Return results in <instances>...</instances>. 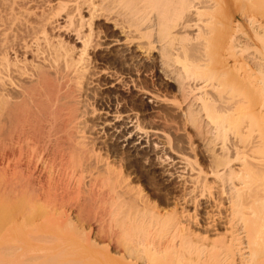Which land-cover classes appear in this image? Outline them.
Wrapping results in <instances>:
<instances>
[{
  "label": "bare ground",
  "instance_id": "obj_1",
  "mask_svg": "<svg viewBox=\"0 0 264 264\" xmlns=\"http://www.w3.org/2000/svg\"><path fill=\"white\" fill-rule=\"evenodd\" d=\"M259 1L262 3V0ZM259 1L254 0L257 3ZM252 2L253 0H0V186L5 191L10 189L11 173H19L21 178L22 175L34 176L44 170L47 173L56 171L57 174L60 171L68 170L81 177L83 173L95 176L87 182H82V178L78 182L76 178L77 180L73 183L75 186L71 185L76 187V182H78L81 189L82 186L86 187L91 193L98 194L99 201H106L110 208L105 215L110 218V221L119 222L120 220L121 225H123V221H126L127 224L128 222L131 224L133 221L148 225L150 224L148 222H154L153 224L157 223L161 227L159 232L164 233H162L165 238L164 242L148 243L146 240L147 243H145L143 239V242H138V245L135 243L133 247H126L127 249L124 247L125 251L119 257L108 256L110 261L118 259L114 260L117 264L121 262V264H152L156 256L160 258L170 250H173L174 253L175 251L181 253L179 255L177 253L178 256L173 253L177 256L173 264H186L184 255H182L183 250H178L180 241L182 240L181 244L185 243L183 239L186 243L187 241L191 243L190 246L187 245L189 242L186 244L189 246L188 252L190 249L197 250L196 253H198V249L199 252L208 251L209 247L210 250L213 247L210 244L211 241L210 243L209 241H196V243L192 241L194 239L212 240L209 239V236H218L222 227L231 229L232 235L228 240L230 244L228 246H233L234 254L239 255L238 261L240 262L238 263L256 264L257 261L262 260L261 258L264 257V195L259 196L262 192L255 196L254 206L250 208V211H248L250 206L247 205L248 213L246 215L237 216L244 205L241 199L248 195L245 192L249 191L248 193L251 194L250 189L253 182L256 184L257 181H260V184L258 183L260 186H257L264 188V160L260 161V158H264V120L259 123L264 116L262 115L264 102H261L264 99L258 96L254 99L256 92L259 96L262 94L261 92H264V42L261 41V44L256 42V40L260 42L264 38V20L263 23H260L259 28L252 27L255 19L251 17L252 15L249 17L248 14L253 4V6H259L263 3ZM263 7L262 5V9ZM257 8L260 10H256L258 16L260 12L264 16L261 6ZM252 9L255 10V7ZM237 10L244 12L248 10V22H246L248 26L246 25L247 27L242 29L243 36L239 32L243 37L239 38L244 39L247 43H253V46L248 43L252 49L247 51L248 53L244 56L241 55L242 58L239 57L241 53L237 56L238 52H234V48L244 42L239 41L237 37L239 31ZM101 26L116 31L119 38L108 39L105 32L101 30ZM70 36L76 44L74 41L72 43L71 38L69 39ZM155 42L159 44L161 64L176 74V80L179 81L184 95L196 92L193 95V101L197 105L195 106L196 103L189 104L187 109L183 110L180 108L181 105L175 106L159 93L152 90L141 91L139 89V91L154 101L164 102L173 113L184 116L200 127H207L206 131L215 139L221 138L219 150H214L215 146L210 149L212 151L211 164H209L211 169L207 174L189 156L192 142L187 139L189 137L186 138L180 132L184 151L174 154L173 162L176 165V171L173 170V172L167 168L161 169L163 175L167 173L168 176L176 177L177 184L175 186L180 192L177 197H174L171 209L159 208L157 204L152 203L141 193V189L133 182L129 174L123 173L122 169L117 167L116 162L110 160L109 157H99L96 155L97 153L95 154L96 146L99 144L101 146L104 143L99 129L105 125L110 128V133L116 137L117 142L126 144L128 150L137 153L142 149L141 151L148 154L153 153L154 149L149 148L148 141L144 140L143 136L148 132L153 136L160 134L161 131L158 127L151 126L148 131L133 124L134 114L132 115L130 112L123 114L124 120L121 119L122 122L117 123L121 114L109 113L104 110L97 112L93 109L95 107L90 108L87 104V100L94 97V91L97 92L98 76L100 78L101 75H104L109 78V81L101 84V87L103 85L105 88H119L118 83H120L118 74L104 69V67L103 69L99 68L100 70L95 69L93 62L105 63L111 59L110 56L118 46H121L125 52L133 49L139 53H145L151 51ZM235 50L237 49L235 48ZM240 50L243 51V49ZM116 55L118 54L116 53ZM121 55V61H125L123 58H126L127 54ZM118 57L119 55H114L112 59L120 61ZM128 58L131 57L128 56ZM126 63L122 62V65ZM122 81L124 80L122 79ZM128 83L133 84L134 80L129 79ZM135 88L139 87L135 86ZM263 94L261 96H264ZM244 98L246 101H243ZM259 98L262 100L256 102ZM252 114L260 116V119L257 118L260 120L257 130L256 125H251L256 124L254 121L257 116L254 117V121L251 120L252 123L247 120L253 129L251 126L248 127L247 118L243 120L248 116L250 117L248 119H251ZM107 115H111V120L105 119ZM173 115H171V120ZM90 116H95L90 126L95 130L93 134L87 123ZM242 120L247 123V127L243 126ZM160 122L168 124L165 120ZM241 122L243 129L254 130L255 127L257 136L254 131H251L249 133L254 135L252 134L250 139L253 136L256 137L248 140L246 139L248 132L243 134L241 129L242 131L239 133ZM87 126L90 131L86 129ZM86 130L92 136H88ZM181 130L179 129V131ZM216 140L218 142V139ZM216 140L214 142V138H212L210 144L214 142L213 145H215ZM256 153L258 154L256 155ZM42 159L47 161L42 164L37 162ZM71 173L69 174L71 175ZM210 174L226 179V184L229 181L227 189L220 187L222 193L228 195L226 196L228 201L226 206H222L219 195L211 191L215 186L212 185L214 181L208 179ZM33 176L30 177L31 180ZM30 178L28 177V179ZM54 179L56 178H51L52 181H50L53 182ZM57 180L59 182L60 179ZM56 181L54 180L55 186ZM60 182L57 185L62 183ZM215 184L218 185L219 182ZM65 185L63 184L61 187H65ZM49 186L51 187V185ZM252 188L254 189V186ZM255 189L252 191L255 192ZM216 193L219 194V192ZM243 195L244 197H242ZM204 197L206 199L199 202ZM18 198L13 202H10L11 199L9 200L10 207L7 206L9 203L7 197L5 198L7 202L3 198L4 201L0 200V232L7 224H10L9 222L14 216L12 214L14 208L19 206L20 202L24 204L27 200L23 198L21 201L20 196ZM23 200H25L24 203ZM249 201L251 200L249 199ZM33 202L36 203V200ZM34 203L30 204L34 205ZM36 204H38V208L36 206H32V208L34 207L37 211H34L33 208L34 213H32L29 208L31 211L29 214H31L27 218L24 217L27 214L23 215V218L27 219H25L27 223L29 220H36L37 216L47 210L42 201L39 200ZM187 205L196 207L202 205V217L200 216L199 219L196 216H191L189 210L186 209ZM20 211L22 212V210ZM243 216H245L244 220ZM113 219L115 220L113 221ZM248 219L256 220L254 222L259 226L257 227L258 235L252 242L243 243L239 234ZM66 223L68 224V222ZM251 223L253 224V222ZM168 224L171 225L167 226ZM168 227L169 229H167ZM204 234L205 237H201ZM177 239H180L179 243ZM118 240L120 239L118 238ZM223 242L222 247L226 244V240ZM121 243L119 245H122ZM123 243L125 244V242ZM198 243H201L200 247H198ZM193 244L195 249L191 248ZM242 244L244 245L242 246ZM224 248L228 247L224 246ZM147 249L149 253L146 251ZM229 251L231 250L229 249ZM235 258L230 259L231 261L228 259L230 263H226L232 264ZM185 259H187L186 256Z\"/></svg>",
  "mask_w": 264,
  "mask_h": 264
},
{
  "label": "rangeland",
  "instance_id": "obj_2",
  "mask_svg": "<svg viewBox=\"0 0 264 264\" xmlns=\"http://www.w3.org/2000/svg\"><path fill=\"white\" fill-rule=\"evenodd\" d=\"M257 1H259V0H257ZM263 1L264 0H262L263 4L261 3V1H259V2L264 6ZM252 3L256 4L257 2H254V0H253ZM253 5L250 8L252 9L255 7V10L252 9V10H254V11H252L250 9L248 14H249V17H250V15H252L251 17L253 19H255V22L253 23L254 26H252V27L259 28L260 23H263L262 21L264 20V16H263L262 12H260V14L258 16V13L256 12V10H259L257 7L260 8V6H261V10L264 12V7L262 9V5H259V6L258 5L253 6ZM237 11H236V17H237V24L239 25V27H238L239 31H238L237 37L243 38L242 37L243 36L242 29H245L248 26L247 25L248 23H246V22H248V14H247L248 10H247V12L246 11L244 12L241 10H239L240 12L239 11L237 12ZM245 13H246V15H244ZM101 27H102L101 30L103 32H105V34L108 36V39L112 38V37L113 38H115V37L119 38L118 33L116 31H113L110 28H107L104 26H101ZM239 32H241L242 36H240L241 34ZM70 38H71L72 43H74L75 41L72 38V36H70L69 39ZM240 38H239V41L242 40ZM263 39L260 40V42H258L256 40V42L258 44L259 43L261 44L262 42H264ZM242 41H244V42H242V44L240 43L238 46L235 47L237 50H235V48H234V52L235 53L238 52L236 54L237 56H239V54L241 53L239 56L241 58H242L241 55L244 56L246 53H248L252 49V47L249 46V44L253 46L252 42L251 43L248 42L249 43L248 44L244 39ZM74 44H76V42ZM158 45L159 44L155 42L153 47L150 49L151 51H147L145 53H139L138 51L133 50V49H130L128 52H125L123 50V48H121V46H118L117 47L118 49L116 48L115 49L116 51L113 52L112 53L113 55L110 56L111 59L107 60L108 62L107 61L105 63L99 62V64L97 63L98 61H96L97 64L93 62V65L97 66V67L94 66L95 69H99V68L103 69V67H104V69L110 70L112 72H115V74H118L119 76L118 75L117 76L120 78L119 79L120 83H118L119 88H115V87H106L105 88L103 85L101 87V84H104L105 82H107V80L109 81V78L104 77V75H101L100 78L98 76V84H97L96 89L98 88L99 90L97 89V92L94 91V97L92 96L91 98H89L90 100L89 99L87 100V102H88L87 104L90 108L95 107L93 109H95V111L97 110V112H98V110H104V111H108L109 113L121 114V116L123 114L130 112L132 115L134 114L133 115L134 117L132 119L133 124L139 125V127L144 128L148 131L151 129V126L158 127V129L161 131L160 134L153 136V135H151L150 132H148L147 134H145L143 136L144 140L148 141L149 148L154 149V152H155V153L153 152L151 154H148L146 152L141 151L142 149H140L138 151L139 153L128 150V147L126 144H120V142H117L116 137L110 133L111 132L110 128L105 125L99 129L100 136L102 139H104V143L101 144V146H100V144L96 146L95 154L97 153L96 155L99 157L100 156L101 157H109L110 160H112L113 162H116L115 164L117 165V167H119V169H122L123 173L129 174V176H130V178H132L133 182L136 183V185L139 186V188L141 189V193H143V195H145L147 198H149L152 203L157 204V206L159 208L164 207L165 209H171V208H173V201L175 199L174 197H177L179 195L178 193H180V192H178L177 187L175 186L177 184L176 177L174 176V178H173V176H170V175L168 176L167 173H164V175H163V173L161 172V169L167 168V170L169 169L171 171H173V170L176 171V169H175L176 165L173 162L174 161V154L177 153L178 151H184L183 145H182L183 138L180 136V134L183 133L186 136V138L189 137L187 139L192 142L191 144H192V150L193 151L191 150V152L189 151L190 153H188V152L187 153L190 154L189 156L192 158V160L194 162H197V164L201 167L203 172L205 171L204 173L207 172V174H209L208 173L210 171L209 169H211L210 168L211 165H209V164H211V161H210L211 157L210 156H212L211 155L212 151H210V149L215 146L216 148L214 150H217V149L219 150L218 147H220V145H221V144H219V141L221 140V138L217 137L216 138V139H218V142H217L215 137H213L211 134H209L206 131L207 127H205V126L200 127L199 125H196V124L190 122L189 120H187L184 116L178 115L175 112L173 113L171 108L168 107L164 102L162 103L160 101H156V100L154 101L148 95H146V94L144 95L143 92L139 91V89H141V91H151L152 90L156 93H159V95H161L162 97L164 96L163 98L167 99V101H169L170 103L175 104V106L181 105L180 108L183 110H186L187 107L189 106V104L194 105L196 103L195 101H193V99H194L193 95L196 94V92L193 91V93H186L184 95L181 88H180V85L178 83L179 81L176 80V74L173 73L170 68L167 69V67L164 64H161L162 61L160 58V52H159V46ZM113 47H116V46H113ZM240 49H243V51ZM116 53L119 55L118 58H120V61L117 58L118 59L117 61H119L118 63H117V61H114V59H112L114 55L118 56V55H116ZM124 53L127 54V57L125 58L123 55V57H124L123 59H125V61H121L122 57H120V55L124 54ZM128 56L131 57L132 59L128 58ZM159 58H160V60H159ZM110 60H112V61H110ZM126 61H127V63H126ZM122 62H125L127 64V66H124L126 64L122 65ZM120 75H121V77H120ZM121 78L124 81H122ZM129 79H133L134 80L133 84H135V85L128 83ZM125 81H127V82H125ZM123 82H124V84H123ZM120 84L123 86L121 87ZM135 86L139 87V88L136 89ZM96 89H94V90H96ZM261 93L263 94L264 92H261ZM261 95L259 96L258 92H256V96L254 97V99L257 96L264 99V96H261ZM260 98L257 99L256 102L258 100L261 101L262 99H260ZM91 99H92V102H91ZM244 100L246 101L245 98L243 99V101ZM261 102H264V100ZM196 105H197V103L195 104V106ZM166 110H169V111H166ZM97 112H95V113H97ZM262 113H263L262 115H264V110ZM173 114H175V115H173ZM171 115H173L172 120H171ZM252 115H251L252 116L251 119H248V118H250L248 116V117H244L243 120L247 118L246 122L249 124V121L250 122H251V120L254 121L255 120L254 117L257 116L256 120L254 121V123H256V124H251V125H256L255 127L257 130L259 123H262V120H264V118H263L264 116L262 117V119H260V116L258 117L257 114H256V116H254L255 114H252ZM95 116H93V117L90 116L87 119L88 120L87 123H88L89 127L92 125L91 121L93 120V118L95 119ZM121 116H120V119L117 121V123L122 122V120H124L123 116L122 117ZM175 116H178V117H175ZM90 118H91V120H90ZM257 118L260 119L261 121L258 120ZM105 119L111 120V115H107L105 117ZM162 120L163 121L165 120L168 124H162L160 122ZM243 120H242V122H243ZM247 120H249V121H247ZM242 122L240 125L241 128L239 127L240 123L238 124L240 131L238 129L237 130L239 133H241L242 130H243V134H244V132L245 133L248 132V133H246V135L248 137L245 135L247 137L246 139H248V140H251L254 137L253 136L250 139V136L253 134V133H251V134L249 133L251 131L252 132L254 131L255 132L254 134L257 136V134H256L257 131H255L254 126H253L254 130H249L251 125L249 124V126H248L247 123L244 121L243 126L249 127L248 129L246 128L247 130H249V131H247L245 128L243 129ZM171 125H172V127H171ZM194 125H196V126H194ZM88 126L86 129L89 130L91 127L89 128ZM197 126H199V127L196 128ZM201 128H203L204 130L202 129V131H201ZM179 129H182V130L179 131ZM251 129H253L252 126H251ZM90 130H92V131H90ZM90 130L89 131L92 132V134L95 131L92 128ZM90 132L88 133V131L86 130V134L87 135L89 134L88 136H92V134ZM212 138H214V142L216 140V142L218 144L215 143V145H213L214 142L213 143L211 142L212 144H210V140H212ZM257 154L258 153H256V155ZM258 159H255V160H258ZM44 160L45 161H43V159H42V161L38 160L37 162L42 164V162L47 161L46 159H44ZM263 160H264V158L263 159L260 158L261 162H263ZM256 162L258 163L259 161H256ZM256 162H254V163H256ZM261 162H260V164H261ZM236 163L238 164L239 162H236ZM118 165H120V166H118ZM45 171L46 170L41 171L39 174L38 173L34 174L35 177L33 175H30V176L28 175L29 178L33 176L32 180H31V178L28 179L27 175L26 176L22 175L23 177L20 178L19 173H13L14 175L11 173L10 180H11L12 186L10 185V189L9 190L7 189L5 191V189L2 186H0V189L2 190V191L0 190V200L4 199L6 201L8 199L7 201L9 202V200L11 199L10 202L11 201L13 202L19 196H20L21 201L23 198L25 200L27 199L26 201L23 200V203L25 201L24 204H21V202L18 204L19 206H17V204H16L17 209L14 208L15 210H13L14 212L12 213V214H14V216H12L13 217L12 220L13 219L14 220L13 221L11 220L9 222L10 224H7L8 226L6 225L5 228H3L4 230L0 232V264H117L114 262L115 259L110 261V258L108 256L113 255L114 257L115 256L119 257V255L121 253H123V251H125L126 247H133V246H135V243L138 245V242L139 243L143 242V239H144L145 243H147L146 240H148V243L149 242L159 243L161 241L164 242L165 238H164V235H162L163 232L162 233L159 232L161 227H159V225H157V223L153 224L154 222H152V223L148 222V223L152 224L153 225L152 226L150 224L148 225L147 223L141 224V223H136L133 221H131V224H130V222H128V224H127L126 221L125 222L123 221V225H121L120 220H119V222H115L116 218L113 219V221L115 220L114 222L110 221V218H108L107 215H105V214H107V212L109 210L108 208H110V207H108L109 206L108 203L106 201H103V200H100V201H102V202H100L98 194L96 195V194L91 193V191H89L86 187H85L86 188L85 189L83 186L81 189V187H80L81 185L78 183V182H80L81 178H82V180H81L82 182L83 181L84 182L90 181V179L92 177L91 174L83 173L84 175L82 174V177H81L79 175L77 176L75 174H72L68 170H66L67 173H66V171H60V172H58V174L56 171L50 172L47 170L48 173ZM49 172L53 173V174H50ZM69 173H71V175ZM213 176L216 177L213 174L208 175V179L213 180L214 182L212 185L215 186L212 188L211 191L213 193H215L216 195H219V197H220L219 199L222 201V206H226L228 204L226 196H228V195H225L226 193L225 194L222 193L221 189H225V188L227 189V187H229V181L227 183L228 184V186H227V184H226L227 180L226 179H224L222 177L214 178ZM26 177L29 181L26 179ZM94 177H92V178H94ZM51 178L52 179L53 178L60 179L59 182L63 178V181L65 180V182L61 181L62 183L60 182L61 184L57 185L59 182H58V180L56 181V179H54L56 181V186H55V182L53 180L54 184H52L53 182H51L52 181ZM76 178L78 179V182H76V187H78V188L74 187L75 184H73L77 180ZM21 179H23V180L20 181ZM69 180H70V182H69ZM222 180H224V181H222ZM253 180H256V179H253ZM25 182L27 183V186H26ZM218 182H219L218 185L215 184ZM236 182H237V180H236ZM19 183H21V184H19ZM23 183H25V184H23ZM33 183H34V185H32ZM258 183L260 184V181H257L256 184H255V182H253V184L251 185V189H250L251 194H249L248 193L249 191H247V192H245V194L246 195L248 194V195L247 196L245 195L246 197H244V195L242 196L244 198H242L241 201H243L244 203L243 202H241V203H243L244 205L242 204L243 206L241 207V209L238 213L240 215L237 214V216L241 217L242 215H244V214L246 215V213H248V211H250V208H252V206H254L253 205L254 204V198H255V196H258L259 192H262L259 194V196L264 195V188L258 187V186H260ZM42 184L44 185V187ZM63 184H66L65 187H61V186H63ZM71 184H73L74 186ZM77 184H78V186H77ZM28 185H29V187H28ZM49 185H51V187ZM252 186H254V189L255 188L257 189V190L255 189V192H253L254 189L252 188ZM40 187L43 190L39 189ZM53 187H54V189H53ZM220 187H221V189H220ZM55 188L58 190H56ZM30 190H32V192H30ZM53 190H54V192H53ZM216 192H219V194ZM47 193H48V195H47ZM1 194L4 195L5 197L2 196ZM20 194H22V195H20ZM105 195H107V194L105 193ZM105 195H103V196H105ZM249 195H251V196H249ZM50 196H52V197H50ZM6 197H7V199H5ZM44 197H46V198H44ZM31 199H33V200H31ZM205 199H206V197L199 200V202H202ZM249 199L251 201H249ZM35 200H36V203H38L39 200H40V202L42 201V204L46 205V209H47L46 211L47 212L44 211L46 213L43 212L44 214L42 213V215H39L41 217L37 216V219L35 218L36 220H32L33 222L29 220V222L27 223L25 221V219L28 217V215L31 214V213L29 214V212H31L33 210L34 207L32 208V206L37 207V205H38V204L33 202ZM223 201H225V202H223ZM10 202L7 205L8 207H10L9 206ZM48 202H50L49 203L50 205L48 204ZM30 203H34V205H32ZM247 205L250 207L248 208ZM24 206H26V207L28 206V207L26 208ZM195 207L196 206H193V205H187L186 209L189 210V214H191V216L193 215L194 217L196 216L197 218L200 219V216L202 217L203 207H202V205H199L196 208ZM29 208L31 211H29ZM247 208H248V211L246 210ZM43 209L45 210L44 206H43ZM242 209H243V211H242ZM17 210L18 211L22 210V212L20 211L21 212L20 213ZM35 210L36 209L34 208V211ZM15 211H16V213H15ZM194 211L196 214L194 213ZM61 212H63L62 215H60ZM240 212H242V213H240ZM32 213H34V212L32 211ZM24 214L25 215L27 214L26 216H24L26 218H23ZM43 216H45V217H43ZM244 217L245 216H243V220H244ZM106 218H108V219H106ZM67 219H70V220H67ZM254 221L256 222V220L251 221V219H248V221H246L244 223L243 229H242V231H240V234H239V238H240L241 242H243V243H246L248 241L252 242L253 239L254 240L256 239V237L258 235V232H257L258 228L257 227H259V226L256 225L257 223H255ZM66 222H68V224ZM251 222H253V224ZM60 223H61V225H60ZM132 223L133 224L135 223L136 225L135 224L133 225ZM259 224H260V222H259ZM170 225L171 224H168L167 226H170ZM128 226H130V227H128ZM122 227H124V228L122 229ZM164 227L166 228V226H164ZM227 228L224 229V227H222L220 229V233L218 236L210 235L209 239H212V240L194 239L195 242H194V240L193 241L190 240L193 243H196V241L197 242L198 241H200V242L201 241H204V242L209 241V243H210V241H211L210 244L213 247H211V250L209 247L208 251H206V250L201 251L203 254L201 252H199L198 248H197L198 253H196L197 250H192L190 248H189L190 250L188 249L189 250V252H188L187 248L190 246L191 243L189 241H187V243L189 242V244H187L186 241H184V239H183V242H185V243L181 244L182 240L180 241V239H177L178 243L180 241V246L178 245V247L180 249L178 248V250L179 251L183 250L182 252L184 253V254L182 253V255H184V260H186L184 263H186V264H227L226 262H229L230 259L233 260L236 256V258L232 264H240V263H238V262H240V261H238L239 255L237 253L234 254L235 249H233V246L232 247L228 246V245H230L228 240H230L229 238H231L232 232L230 231L231 229L228 230ZM153 229H154V231H153ZM167 229H169V227ZM110 230H112V231H110ZM139 230H140V232H139ZM113 231H114V233H113ZM254 232H255V235H254ZM242 233H243V235H242ZM159 236H160V238H159ZM201 237H205V234H204V236L201 235ZM118 238L120 240H118ZM138 239L139 240L142 239V240L139 241ZM225 240H226V244H224V246L228 247L227 249H225L224 246L222 247V245H223L222 242ZM118 241L120 243L122 241V243H121L122 245L124 244L123 242H125L124 245H126V246L119 245L120 243ZM116 242H117V244H116ZM113 243L115 246L113 245ZM128 243H130V244L132 243L131 244L132 246L130 244L128 245ZM223 243H225V242H223ZM186 244L189 246H187ZM206 244H208V243H206ZM200 245H201V243H198V247H200ZM204 245H205V243H204ZM243 245L244 244H242V246ZM117 246H118V248H116ZM193 247H194V244L191 248H193ZM195 248H193V249H195ZM206 249H208V248H206ZM229 249L231 251H229ZM232 249H233V251H232ZM149 250H150V248H149ZM146 251L148 252V249ZM172 251L173 250H170L167 253L165 252L166 254L161 253L164 255L160 256V258H159V256H156L155 257L156 259L153 260L152 264H154V262H155V264H173V262L175 263L174 260L176 259V257L179 255L180 252L178 253L175 251V253H174V251L173 252ZM193 251H195V252H193ZM228 251H229V253H228ZM206 252L208 253L207 255L204 254ZM109 253H111V254L109 255ZM173 253L175 255H177V253H178V255L175 256ZM161 254H159V255H161ZM200 254H202V255H200ZM233 254H234V258H233ZM144 255H145V253H144ZM185 256L187 259H185ZM226 256H227V260H226ZM228 257H230V258H228ZM261 259L262 260L257 261L258 263L256 262V264H264V257ZM117 260H115V261H117ZM188 260H190V262H188Z\"/></svg>",
  "mask_w": 264,
  "mask_h": 264
}]
</instances>
